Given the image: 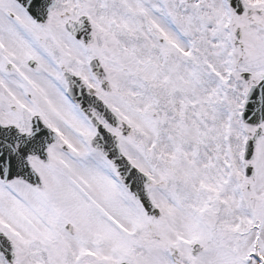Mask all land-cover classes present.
<instances>
[{
	"label": "snow or ice",
	"instance_id": "1",
	"mask_svg": "<svg viewBox=\"0 0 264 264\" xmlns=\"http://www.w3.org/2000/svg\"><path fill=\"white\" fill-rule=\"evenodd\" d=\"M0 264H264V0H0Z\"/></svg>",
	"mask_w": 264,
	"mask_h": 264
}]
</instances>
